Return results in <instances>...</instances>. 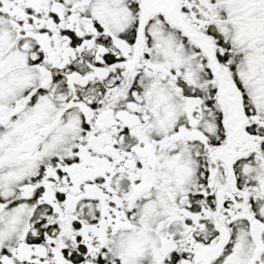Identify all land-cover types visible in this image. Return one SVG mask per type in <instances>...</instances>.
Instances as JSON below:
<instances>
[{
    "label": "snow or ice",
    "instance_id": "obj_1",
    "mask_svg": "<svg viewBox=\"0 0 264 264\" xmlns=\"http://www.w3.org/2000/svg\"><path fill=\"white\" fill-rule=\"evenodd\" d=\"M0 264H264V0H0Z\"/></svg>",
    "mask_w": 264,
    "mask_h": 264
}]
</instances>
